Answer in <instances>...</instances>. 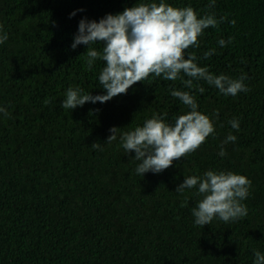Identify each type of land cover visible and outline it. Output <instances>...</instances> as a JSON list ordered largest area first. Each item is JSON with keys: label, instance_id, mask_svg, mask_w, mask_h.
<instances>
[{"label": "trees", "instance_id": "trees-1", "mask_svg": "<svg viewBox=\"0 0 264 264\" xmlns=\"http://www.w3.org/2000/svg\"><path fill=\"white\" fill-rule=\"evenodd\" d=\"M141 2L149 0H0L8 34L0 44V108L10 113H0V264H254V251L264 254V0H216L214 7L165 0L199 17H226L188 51L213 74L246 75L250 91L225 96L200 81L197 110L214 120L216 134L163 172L137 175L140 161L119 134L105 142L112 127L122 134L164 113L174 124L190 111L171 95L189 91L179 80L150 78L105 103L60 107L70 87L106 94L98 79L104 62L89 68L87 46L71 48L80 20L98 22ZM233 118L238 131L228 123ZM229 133L237 139L221 157ZM208 170L251 180L245 218L195 225L192 209L202 197L175 189Z\"/></svg>", "mask_w": 264, "mask_h": 264}, {"label": "clouds", "instance_id": "clouds-1", "mask_svg": "<svg viewBox=\"0 0 264 264\" xmlns=\"http://www.w3.org/2000/svg\"><path fill=\"white\" fill-rule=\"evenodd\" d=\"M216 0H209V7L215 6ZM79 11H83L82 9ZM75 12L70 14L75 16ZM226 17L217 19L214 15L199 17L191 6L173 7L165 0H149L126 7L123 12L108 14L98 22L81 19L78 33L74 36L71 48L86 45L87 64L92 68L96 60H102L105 66L99 74V84L105 90L104 95L82 94V89L68 88L60 107L73 110L85 103H105L126 95L138 82L150 78L165 81H180L189 91L173 89L171 95L178 98L190 111L175 118L174 124L166 122L163 115L153 114L151 119L134 130L120 134V128L109 129L111 135L105 143L111 144L119 139L125 152H134V159L140 161L135 169L137 175L152 172L159 174L173 165L174 161L185 158L197 151L210 136H215L216 128L212 118L198 111L194 92L204 93L205 88L199 83L206 82L225 96H237L250 89L245 85L246 75L238 79L209 71L208 67L199 66L195 52L190 48L200 47V37L210 27L218 28ZM231 23L234 25L235 20ZM8 40V34L0 25V44ZM231 43L218 41L224 47ZM102 44V51L92 45ZM215 49L203 54L210 58ZM196 82V83H194ZM49 101L45 100V104ZM98 111V110H97ZM0 113L9 116L5 108ZM218 118V111L213 114ZM232 129L239 130V120L228 122ZM223 126V125H221ZM237 137L229 133L220 145L219 155L225 156V144L234 143ZM93 148L101 147L93 143ZM251 180L244 175L232 172L208 170L203 176L185 177L183 183L175 189L183 193L185 189H197L195 195L202 197L192 209L195 225H210L214 219L225 223L235 222L248 215V209L242 201L250 194ZM254 264H264V254L254 251Z\"/></svg>", "mask_w": 264, "mask_h": 264}]
</instances>
